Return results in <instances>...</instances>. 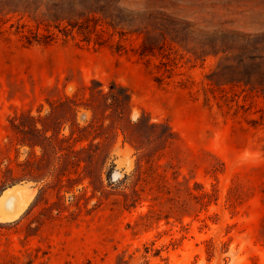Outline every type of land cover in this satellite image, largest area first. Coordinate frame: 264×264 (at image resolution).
Masks as SVG:
<instances>
[{
    "label": "rangeland",
    "instance_id": "obj_1",
    "mask_svg": "<svg viewBox=\"0 0 264 264\" xmlns=\"http://www.w3.org/2000/svg\"><path fill=\"white\" fill-rule=\"evenodd\" d=\"M99 82L127 89L132 121L175 138L136 181L139 152L109 133L107 194L91 197L85 178L61 191L68 204L87 185L78 215L37 229L41 205L27 209L50 177L0 188V264H264V0H0V180L39 153L12 115L52 104L66 134L91 120L92 88L98 124ZM66 97L75 112L55 106Z\"/></svg>",
    "mask_w": 264,
    "mask_h": 264
},
{
    "label": "trees",
    "instance_id": "obj_2",
    "mask_svg": "<svg viewBox=\"0 0 264 264\" xmlns=\"http://www.w3.org/2000/svg\"><path fill=\"white\" fill-rule=\"evenodd\" d=\"M245 80L248 82L249 76ZM98 84V124L95 121L96 108L91 99L97 89L92 88L90 89L89 103L86 104L92 109L93 116L91 120L86 124H80L75 118L72 119L66 134L61 133V126L65 120L52 118V109L54 108L52 104L51 111L44 115L34 116L29 112H21L9 118L11 127L15 132L21 134L17 139L18 143L21 145L26 144L31 149L38 146L39 153L32 152L26 159L17 162L16 167L6 164L2 170L0 188L21 179L43 182L50 177V181L40 186L30 207L27 209L28 212L33 206L41 205L36 215L35 220L38 224L34 226L35 229L46 219L62 215L64 210L68 211L71 218L78 215L81 209V199L84 198V207L89 199V197H85L87 185L82 186L80 194L72 193L68 204H65L64 195L61 191L72 190L74 185L83 183L85 178H88V183L92 186L91 197L99 190L101 194H107L102 185L99 186V170L101 171L104 168L109 158L111 137L115 138L118 131L122 133L123 139L131 143L139 152L136 159V181L141 178L142 162L144 161L148 165L147 169H151L152 156L175 138V134L168 124L152 123L148 120L142 122L140 117L134 121L130 119L129 93L124 86L112 82L108 90L104 91L101 82ZM56 105L74 112L77 106L70 97L58 101ZM106 118L110 119L108 124L104 123ZM158 126L163 128L154 131V136L148 135L144 139H140L138 135L140 132L145 131V129L152 131ZM98 128L99 132L96 131ZM111 132L112 136L110 137L109 133ZM83 141L87 142L83 143ZM156 141L162 143V146H154ZM72 173H75L76 176L73 177ZM126 178L127 175H124L123 179H119V184H122ZM48 190L54 193L55 200L51 201L44 195ZM124 195L126 194L124 193ZM202 195L208 196V193L204 192ZM71 206H74V208H70Z\"/></svg>",
    "mask_w": 264,
    "mask_h": 264
}]
</instances>
